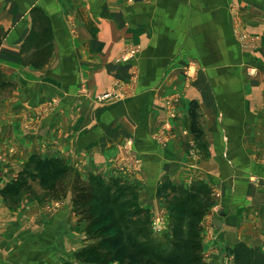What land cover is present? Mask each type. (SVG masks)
I'll return each mask as SVG.
<instances>
[{"label": "crops", "instance_id": "0c3cea01", "mask_svg": "<svg viewBox=\"0 0 264 264\" xmlns=\"http://www.w3.org/2000/svg\"><path fill=\"white\" fill-rule=\"evenodd\" d=\"M239 25L264 37V0H0V72L14 85L0 101V153L17 146L0 173V192L32 156L66 159L89 183L118 178L115 163L130 144L136 164L119 178L139 187L142 206L155 211L165 178L182 188L208 185L220 194L209 252L262 246L264 44L244 52ZM30 36L34 47L25 52ZM132 47L139 52L131 62H119ZM33 60L44 66L27 64ZM114 91L127 96L96 102ZM168 96L181 99L170 108L173 120L161 106ZM192 102L204 120L200 137ZM71 216L60 209L28 231L22 225L33 218L0 214L11 223L0 264H79L85 225Z\"/></svg>", "mask_w": 264, "mask_h": 264}, {"label": "rangeland", "instance_id": "374dc122", "mask_svg": "<svg viewBox=\"0 0 264 264\" xmlns=\"http://www.w3.org/2000/svg\"><path fill=\"white\" fill-rule=\"evenodd\" d=\"M236 34L241 49L249 54L258 52L264 44V37L261 34H249L240 25L236 29ZM121 90L123 89L121 88ZM123 91L98 95L96 102L115 104L127 96V93H123ZM12 93L11 87L0 89V101L8 99ZM104 95H109V97L102 99ZM55 103V100L50 102L46 110H41L39 115L49 114ZM173 104H181L179 96H168L161 103L164 112L170 118L169 120L177 118L175 109H170ZM31 121L37 122L38 120ZM201 122L204 125L203 117L200 114L199 126L197 131L193 132L196 137L204 134ZM166 124L170 125V122L165 123V131L168 128ZM193 134L191 133V135ZM162 144L165 146L167 143ZM130 150V144H128L125 150L128 156L125 159L124 157L118 158L115 163L118 178L95 177L105 186L112 188L108 193L114 204L106 205L97 199L92 201L90 196L92 192L88 195L85 190L80 192L78 187L87 186L93 180L89 183L79 172L70 167L66 159L56 158L63 161L64 164L57 169H47V172H43V168L38 170V167L32 166L30 162L32 156L25 161L22 171L27 170L30 163L31 169L29 170L34 172V176L20 172L5 184L0 192V214L16 220L18 218H23L22 220L28 217L33 218L34 220L31 219L33 221L22 225V228L29 231L38 225L37 221L42 217L53 215L60 209H70V213L74 215L71 217L78 216L79 218L76 225H85L83 233H81L83 247L74 254V258L79 264H157L149 254L154 252L170 253L176 242L185 244L191 239H195L202 246L207 264H234V256L231 251L237 245L222 248L215 254H213L214 250L209 252L211 247L209 248L207 245L208 230L211 228L210 220L220 208V194L212 191L208 185L196 183L188 188H182L173 185L168 178H165L157 190L159 201H161L152 212L151 208L140 204L139 187L132 184L131 181L124 182V179L119 178L125 177L127 168L136 164L128 160L131 157ZM16 151L17 146L10 144L6 151L0 153V173L3 172L5 175L7 165L13 159L10 157ZM18 179L24 181L25 185L20 186L21 183H16ZM113 182L117 183L113 184ZM15 183L20 192L16 194L4 193L9 186L13 187ZM89 186L95 188L92 187V184ZM121 193L122 198H119ZM35 200L36 202L32 205L31 202ZM121 201L125 205H120ZM12 223L17 224V222ZM9 224L11 223H4V219L0 217V243L6 238L4 228ZM18 226L19 224L16 225V227ZM213 226L217 227L214 224ZM9 237V240L12 241V236ZM250 248H258L264 254V244Z\"/></svg>", "mask_w": 264, "mask_h": 264}, {"label": "trees", "instance_id": "16d2710c", "mask_svg": "<svg viewBox=\"0 0 264 264\" xmlns=\"http://www.w3.org/2000/svg\"><path fill=\"white\" fill-rule=\"evenodd\" d=\"M5 37V33L0 31V46L2 44V41ZM33 42V44H32ZM27 46L25 52L29 49L34 47V39L32 36H30L27 39ZM35 60V59H34ZM31 63H27L31 66H33L36 69H39L44 66V63H37V61H34ZM13 88L12 83H8L5 81L3 74L0 72V89H6V88ZM198 104L196 102L191 103V109H190V115L192 118V128L193 132L197 131L198 128V122H199V115H198ZM31 164L32 166L35 165L38 167V170H41L42 168L44 169L43 172H47V169L54 170L57 169L59 166L63 165V161L57 160V159H52V160H43L37 156H33L31 159ZM31 164L29 163L27 166V170H23L22 174H27L34 176V172L30 171L31 169ZM55 172V171H54ZM19 182L20 186L25 185L24 181H20L19 179L16 181V183ZM16 183L13 185V187L7 188L4 193H11V194H16L17 192H20L18 188L16 187ZM117 182H113V184H116ZM92 184L91 188L89 185ZM91 184H88L87 186L83 187H78V190L81 192L82 190H85L86 194H90L92 201L101 200L103 204H114L111 199L109 198V191L112 189L109 186H105V184L102 181H98L97 179L93 180ZM17 189V190H16ZM95 189V190H91ZM121 191V190H120ZM126 194V193H125ZM119 198H122V193L118 196ZM120 205H125L123 204V201ZM119 203V201H118ZM231 254L234 256V264H264V254L261 252L260 249L258 248H250L242 243L237 244V246L232 249ZM148 255V254H147ZM153 260L157 264H207L204 258V250L202 246L195 240L191 239L187 243H178L174 245V248L172 252L170 253H164V252H159V253H151L149 254Z\"/></svg>", "mask_w": 264, "mask_h": 264}, {"label": "built area", "instance_id": "2783aa9c", "mask_svg": "<svg viewBox=\"0 0 264 264\" xmlns=\"http://www.w3.org/2000/svg\"><path fill=\"white\" fill-rule=\"evenodd\" d=\"M139 52V48H130L126 51V54H124L123 58L119 62H131V60L136 56V54ZM109 95H104L102 99H107Z\"/></svg>", "mask_w": 264, "mask_h": 264}, {"label": "water", "instance_id": "95a60500", "mask_svg": "<svg viewBox=\"0 0 264 264\" xmlns=\"http://www.w3.org/2000/svg\"><path fill=\"white\" fill-rule=\"evenodd\" d=\"M213 224L216 225V224H217V220H214V221H213Z\"/></svg>", "mask_w": 264, "mask_h": 264}]
</instances>
